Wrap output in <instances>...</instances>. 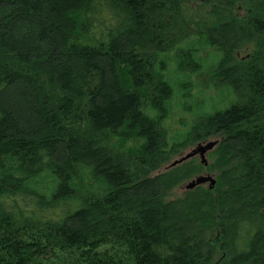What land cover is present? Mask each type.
I'll return each instance as SVG.
<instances>
[{
	"label": "trees",
	"instance_id": "obj_1",
	"mask_svg": "<svg viewBox=\"0 0 264 264\" xmlns=\"http://www.w3.org/2000/svg\"><path fill=\"white\" fill-rule=\"evenodd\" d=\"M195 1L0 0V264H264V0ZM185 31L238 97L193 132L221 138L216 186L171 199L146 106Z\"/></svg>",
	"mask_w": 264,
	"mask_h": 264
},
{
	"label": "rangeland",
	"instance_id": "obj_2",
	"mask_svg": "<svg viewBox=\"0 0 264 264\" xmlns=\"http://www.w3.org/2000/svg\"><path fill=\"white\" fill-rule=\"evenodd\" d=\"M208 1L196 0L194 3L202 4ZM238 11L239 14H245L244 9L240 8ZM82 32L81 38L88 40L87 35ZM174 36L172 43L155 59L156 69L162 71L163 77L169 80L172 94L162 102L164 108L162 113L146 106L147 113L155 117L163 132V146L168 157L164 163L150 173V176L154 177L158 174H165V172L174 174L177 171L170 179L172 186L168 190V198L171 199L185 196L199 186L209 189V182L193 188L188 187L190 182L201 175L200 172H212L217 184L222 169L218 165V145L207 153V166L204 165L199 155L196 159L187 158L184 161L182 159L188 152L197 148V144L202 141L193 139V132L200 120L207 114L213 113L214 110L228 107L231 100H236L238 97L227 86L225 80L219 77L217 69V60L221 53L219 49L209 47L193 32L192 34L187 31L175 33ZM193 42L200 45V50L196 53H194ZM249 51V46L238 49L235 53L237 59L244 60L249 55ZM219 138L209 137L202 143ZM107 143L116 149H130L138 145L139 141L131 139L126 145H122L120 138L109 137ZM195 166L200 167L197 173L191 171ZM79 183H81L82 194L83 192L86 194L95 186L88 176L80 178ZM95 187L98 188L97 185Z\"/></svg>",
	"mask_w": 264,
	"mask_h": 264
},
{
	"label": "water",
	"instance_id": "obj_3",
	"mask_svg": "<svg viewBox=\"0 0 264 264\" xmlns=\"http://www.w3.org/2000/svg\"><path fill=\"white\" fill-rule=\"evenodd\" d=\"M218 145V140H210L208 142H205L204 144L202 142L197 144V148L193 149L191 152H188L186 156L182 159L187 160V158L194 157L197 155V153L201 156L202 162H206V154L209 152V150H212L215 146ZM209 182V189L213 188L216 184V178H214L212 175H198L196 179H194L192 182L189 183L188 187L193 188L195 186H199L200 184Z\"/></svg>",
	"mask_w": 264,
	"mask_h": 264
},
{
	"label": "flooded vegetation",
	"instance_id": "obj_4",
	"mask_svg": "<svg viewBox=\"0 0 264 264\" xmlns=\"http://www.w3.org/2000/svg\"><path fill=\"white\" fill-rule=\"evenodd\" d=\"M218 145H219V141H218ZM209 151H211V150H209ZM208 153H209V152H208ZM198 155H199V154L197 153V155H195L194 157H191V158L196 159V158H198ZM206 155H207V154H206ZM206 155H205V156H206ZM199 156H200V155H199ZM200 157H201V156H200ZM204 165H205V166L208 165L207 156H206V162L204 163ZM200 174H201V175H209V174H210V175H213V173L210 172V171H209V172H202V173L200 172Z\"/></svg>",
	"mask_w": 264,
	"mask_h": 264
}]
</instances>
